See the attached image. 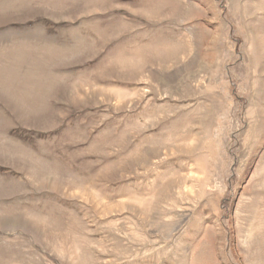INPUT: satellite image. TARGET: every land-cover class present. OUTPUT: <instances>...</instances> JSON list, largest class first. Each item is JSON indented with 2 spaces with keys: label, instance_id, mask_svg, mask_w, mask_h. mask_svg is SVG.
<instances>
[{
  "label": "rangeland",
  "instance_id": "1",
  "mask_svg": "<svg viewBox=\"0 0 264 264\" xmlns=\"http://www.w3.org/2000/svg\"><path fill=\"white\" fill-rule=\"evenodd\" d=\"M0 264H264V0H0Z\"/></svg>",
  "mask_w": 264,
  "mask_h": 264
}]
</instances>
